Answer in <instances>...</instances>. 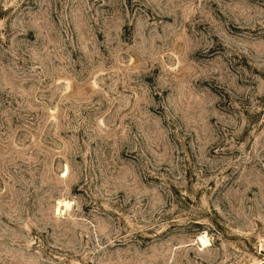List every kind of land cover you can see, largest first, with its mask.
I'll return each mask as SVG.
<instances>
[{
    "label": "rangeland",
    "instance_id": "374dc122",
    "mask_svg": "<svg viewBox=\"0 0 264 264\" xmlns=\"http://www.w3.org/2000/svg\"><path fill=\"white\" fill-rule=\"evenodd\" d=\"M0 264H264V0H0Z\"/></svg>",
    "mask_w": 264,
    "mask_h": 264
},
{
    "label": "bare ground",
    "instance_id": "6f19581e",
    "mask_svg": "<svg viewBox=\"0 0 264 264\" xmlns=\"http://www.w3.org/2000/svg\"><path fill=\"white\" fill-rule=\"evenodd\" d=\"M205 242V241H204Z\"/></svg>",
    "mask_w": 264,
    "mask_h": 264
}]
</instances>
